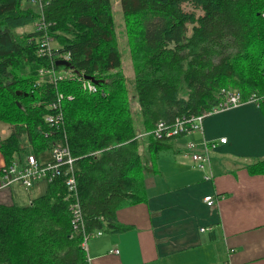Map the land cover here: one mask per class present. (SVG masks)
<instances>
[{
  "label": "trees",
  "instance_id": "1",
  "mask_svg": "<svg viewBox=\"0 0 264 264\" xmlns=\"http://www.w3.org/2000/svg\"><path fill=\"white\" fill-rule=\"evenodd\" d=\"M36 3L0 0V121L11 125L6 138L0 128V151L9 165L26 151L68 146L88 231L125 229L117 209L147 199L152 159L175 137L140 133L211 110L224 86L244 98L264 91V0H120L131 82L113 0H41L42 14ZM43 32L52 37L49 57L38 53ZM66 52L70 65L55 66L52 78L39 73ZM59 93L62 118L49 123ZM248 168L264 174V158ZM45 182L30 204L0 206V264H88L64 176Z\"/></svg>",
  "mask_w": 264,
  "mask_h": 264
},
{
  "label": "crops",
  "instance_id": "2",
  "mask_svg": "<svg viewBox=\"0 0 264 264\" xmlns=\"http://www.w3.org/2000/svg\"><path fill=\"white\" fill-rule=\"evenodd\" d=\"M0 128L2 138L10 135L8 122L0 121ZM206 139L216 141L210 179L190 157ZM192 141L197 145L189 149ZM157 155L158 170L145 178L147 199L117 209L125 229H102L90 238V264H264V174L248 168L264 158L260 105L244 102L211 113L202 132L175 137L173 147ZM5 163L0 151V169ZM2 181L0 172V206L27 205L41 194L34 187L40 182L27 188ZM207 194L217 196L216 205L205 203Z\"/></svg>",
  "mask_w": 264,
  "mask_h": 264
},
{
  "label": "built area",
  "instance_id": "3",
  "mask_svg": "<svg viewBox=\"0 0 264 264\" xmlns=\"http://www.w3.org/2000/svg\"><path fill=\"white\" fill-rule=\"evenodd\" d=\"M34 3L35 0H32ZM39 2V6L37 4V9L39 13H43V6L41 5V0H37ZM46 21L43 18V15L37 22V29H45ZM44 33V32H43ZM51 48L52 54V37L47 35V32L44 33V38L42 42H40V46L38 48V53L41 55L45 53L46 47ZM65 59H69V53L63 55ZM62 57V58H63ZM39 73L42 76H49L50 78L55 76V71L50 69L49 67H41L39 69ZM84 88L89 91L97 90L96 84L94 82L84 80L83 82ZM220 101L218 104L212 108L211 110L201 113L198 115H192L185 119L177 118L176 121L172 124H168L166 121L160 120L156 123L155 127L146 133H140V136L147 134H154L158 137L162 136L165 132L167 134H177L185 131L188 132H196L203 131L204 119L207 115L211 113H215L218 111H222L225 109H229L232 107L239 106L244 102H253L259 103L264 100V91L262 92H251L247 98L243 97L242 92L234 87L224 86L220 90ZM72 96L69 95L68 98ZM64 98L63 93H59L57 100L52 104V107L58 108L60 110L61 100ZM45 121L49 123H58L62 118V113L58 115H47L44 117ZM205 143L211 141L215 144V140H204ZM221 142L226 141V137L220 138ZM192 145V144H191ZM207 145V143H206ZM53 157L51 159H47L46 162H39L37 158L33 155H29L27 158L15 160L13 163L7 165L5 163L2 168L4 172L2 185L7 186L13 182H21L25 187L29 188L32 186L34 180L40 178L43 181H52L53 177L62 174L63 172L68 173V177L66 179L67 182V196L66 198L70 201L69 208L71 212V223L75 232H80L82 236L81 246L86 254L87 263L90 264L91 257L88 253V241L92 236H98L102 234V229H93L88 231L85 228V220L82 214L81 201L78 195V185L77 179L74 172V160L72 155H70V150L68 146L58 145L53 150ZM190 157L193 161V164H196L197 167L206 171L204 178L212 177V168H211V156L209 151L206 149L198 152H191ZM20 162H24L25 165L21 166ZM204 201L210 207L216 205L217 196L213 194H207L204 196ZM202 230L205 228L202 227ZM115 251H119L118 247L115 248Z\"/></svg>",
  "mask_w": 264,
  "mask_h": 264
},
{
  "label": "rangeland",
  "instance_id": "4",
  "mask_svg": "<svg viewBox=\"0 0 264 264\" xmlns=\"http://www.w3.org/2000/svg\"><path fill=\"white\" fill-rule=\"evenodd\" d=\"M114 3V13H115V20H116V27L118 31V38H119V43H120V48L123 53V70L125 75L127 76L128 80L131 82L132 75H133V65H132V60L130 57V52H129V45H128V40H127V34L125 30V22H124V17L121 9V4L120 0H113ZM35 26L33 24H29L23 27H20L21 29H26V30H31ZM20 31V30H19ZM56 44V43H55ZM59 72L61 70H58ZM129 89L132 92V86L131 84L129 85ZM144 133L149 132V131H143ZM190 133V132H189ZM32 152L26 151L22 155V159L24 160L28 154H31ZM35 154V153H33ZM36 155V154H35ZM38 156V155H36ZM53 157V152L51 151H46L42 154V156H38V158L47 160L48 158L51 159ZM158 155L154 156L152 159V164L155 170H158ZM38 183V182H37ZM35 188L38 189L39 192H44L46 187H47V182L41 181L38 183ZM34 189V188H33ZM33 191V190H32Z\"/></svg>",
  "mask_w": 264,
  "mask_h": 264
},
{
  "label": "bare ground",
  "instance_id": "5",
  "mask_svg": "<svg viewBox=\"0 0 264 264\" xmlns=\"http://www.w3.org/2000/svg\"><path fill=\"white\" fill-rule=\"evenodd\" d=\"M66 53H69V52H66ZM50 55H51V48H49V47L47 46V47H46V51H45V53L42 54V56L49 57ZM57 65H59V64H57L56 62H54L53 64H49L47 67H49L50 69H52V70L55 71V70H56V69H55V66H57ZM60 65H61V64H60ZM60 72H62V70H61ZM71 96H72V95H71ZM259 103H260V102H259ZM259 103H257V104H259ZM216 105H217V104H216ZM216 105H215V106H216ZM215 106H214V107H215ZM214 107H213V108H214ZM60 113H62V112H61L59 109H57L56 112H54V113H47L46 116H47V115H58V114H60ZM186 133H189V132H188V131H185V132L177 133V134H167V133L165 132L162 136H165V137H177V136H180V135H182V134H186ZM152 135H153V137H155V138H160V137H162V136L158 137V136H156V135H154V134H152ZM206 143H207V145H206ZM206 143H205V141H203V146H204V149H203V150H205V149H206V146H207V150L209 151V153H211V148L214 146V143L211 142V141H208V142H206ZM191 144H192V145H191ZM196 145H197L196 142H193V141H192V142L189 143L188 148H189V149H194V148L196 147ZM203 150H201V151H203ZM193 152H198V151H193ZM29 155H33V156H35L39 162H46V161H47V160H43V159L38 158V156H36V155L33 154V153L28 154V155L26 156V158H27ZM210 156H211V154H210ZM20 165L23 166V165H25V164H24V162H20ZM194 165H196V164H194ZM3 167H4V166H3ZM3 167H1V169H0V172H1L2 176H4V172H3V170H2ZM59 176H64V180H65V183H66V185H67L66 179H67V177H68V173H67V172H63L62 174H59V175L53 177V180H54L55 178L59 177ZM208 179H209V178H208ZM40 181H42L40 178L34 180L32 186H34L35 183L40 182ZM77 185H78V183H77ZM90 231H91V230H90ZM92 237H94V236H92ZM92 237H91V238H92ZM88 243H89V241H88ZM88 243H87V245H88ZM88 247H89V245H88Z\"/></svg>",
  "mask_w": 264,
  "mask_h": 264
},
{
  "label": "water",
  "instance_id": "6",
  "mask_svg": "<svg viewBox=\"0 0 264 264\" xmlns=\"http://www.w3.org/2000/svg\"><path fill=\"white\" fill-rule=\"evenodd\" d=\"M56 63L57 64H61V65H70L71 64V62L69 61V60H67V59H65V58H61V59H58L57 61H56ZM87 78H90V79H92L93 80V77H91V76H86ZM19 94H21V92L22 91H17Z\"/></svg>",
  "mask_w": 264,
  "mask_h": 264
}]
</instances>
